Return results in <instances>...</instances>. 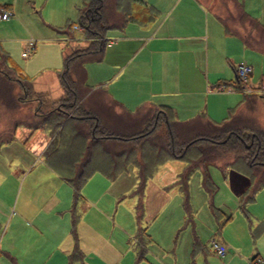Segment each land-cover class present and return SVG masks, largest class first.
<instances>
[{
	"label": "rangeland",
	"instance_id": "374dc122",
	"mask_svg": "<svg viewBox=\"0 0 264 264\" xmlns=\"http://www.w3.org/2000/svg\"><path fill=\"white\" fill-rule=\"evenodd\" d=\"M259 1L258 6H263L261 9H264V0ZM84 2L85 0H0V4L11 3L21 12V15H18L8 9L13 12L12 17L8 21L0 19V64L4 65H0L1 74H10L11 79L5 83L7 87L12 86L9 89L18 100L16 102L19 103V99H22L18 108L8 107L11 104L7 102L9 89L2 85L0 93L2 138L8 136V131H11L16 121L30 119L35 107L39 105L37 100L33 99V95L25 97L20 84L15 80L19 73L14 72L12 67H19L22 74L31 80L33 88L34 85H38L54 92L56 86L60 85L56 76L63 69L65 55L87 46L83 41L85 37L80 39L81 33L72 32L68 27L79 23L80 8ZM210 5L226 18L230 25L233 22L231 18H235L236 21H240L239 25L251 28L245 19H239V15L241 16L239 8L231 0H212ZM115 32V29L106 30L105 38L114 39ZM68 37L71 42H68ZM26 41L35 44V52L23 57ZM239 54V59H243L241 61L247 58L243 54V49ZM7 55L10 58L4 61L5 65L3 60ZM249 61L254 69L251 81L254 85L258 80L257 72L261 69L264 72V55L258 60L259 65ZM98 66L97 63L84 65L88 76L90 73L87 84L97 85V81H106L103 79L106 75L101 73ZM91 73L94 74V78ZM222 76L226 78L230 76V79L234 77L229 65ZM216 92L220 94L211 96L209 102L218 110V115H221L219 108L224 103L233 106L243 98L240 90ZM82 102L83 104L92 102L95 110L96 107L101 110L102 102L108 101H105L103 95L96 93L90 95L87 92ZM108 107L112 108L111 105ZM226 107L225 114L218 116L217 120L214 119L215 122L224 121V117L227 116ZM112 109L122 112L116 106ZM69 126V123L63 126V132H66ZM18 128L15 139L0 144V198L10 205L12 201L15 203L14 201L18 200L20 203L23 198L30 195L29 197L35 199L34 204L39 207L41 199L50 194L48 180L38 173L41 161L36 155L39 143L43 144L47 137L38 131L27 141L25 138L29 130L21 126ZM31 148L37 151L35 155ZM196 155V147L191 146L186 158H172L158 167L161 171L157 170L154 176L147 180L144 188L142 216L137 211L139 195L136 191L139 189V182L134 165L129 166L126 172L115 179H107L104 174L99 177L97 175L96 178H101L100 180L106 183L98 182L97 186L90 188L89 199L92 195L96 199L98 191L108 186L110 191L115 192L114 202L108 208L110 212L106 213L108 216L100 215V224L102 226L107 224L106 237L111 230L109 239L111 236L114 240H118L119 236L123 238V233L117 227L119 224L123 227L128 224L132 229L130 238L128 237L125 242L128 251L121 248V254L117 256L121 264L130 263L131 256L132 264H249L253 256L258 255L264 259V187L257 184L255 175L247 167L237 165L233 168L220 162L206 163L190 170L187 190L184 191L177 181L188 170L189 161L194 160ZM230 159L231 157H228L226 160ZM32 167L34 169L31 170ZM232 174L242 177L244 185L240 184L238 187L232 182ZM28 184L34 186L30 193L27 190ZM86 185L82 188V193L86 190ZM79 205L80 200L75 206V211L80 216L82 212ZM13 206L1 210L5 212L8 209L10 215L13 210L16 211ZM5 225L2 224L0 227V237L6 231ZM139 226L148 236L145 235V240L142 239V242L138 243L136 233ZM213 238L227 246L228 253L225 256L220 257L212 250ZM7 243L9 244L8 241ZM108 243H111V240ZM80 264L87 263L83 259Z\"/></svg>",
	"mask_w": 264,
	"mask_h": 264
},
{
	"label": "crops",
	"instance_id": "0c3cea01",
	"mask_svg": "<svg viewBox=\"0 0 264 264\" xmlns=\"http://www.w3.org/2000/svg\"><path fill=\"white\" fill-rule=\"evenodd\" d=\"M211 1L146 0L153 8L154 18L145 23L130 21L123 29H115L114 39H107L101 60L86 63H97L101 73L106 75L103 77L105 82L101 80L97 81V85L87 84L91 90L89 94L103 95L105 101L113 102L120 111L128 110L132 113L143 107L168 106L179 121H189L199 114H204L215 122L218 116L225 114L227 106L224 121L231 114L251 115L264 127L262 94H247L240 90L243 98L233 106L224 103L219 108L221 115H218V110L209 102L211 96L220 94L216 91L239 90L235 82L234 67L243 60L239 59L241 49L245 58L257 65L264 55V30L249 21L247 23L250 29L239 25L238 22H231L234 27L230 24L229 26L233 32L228 33L218 18L220 13L210 5ZM231 1L237 6V2ZM240 1L242 9L250 18L256 19L264 26V9H261L263 6H258L260 1ZM2 5H7L5 8L21 15L13 4H0ZM257 11L259 13L254 15ZM259 29L261 33L258 34ZM69 30L75 32L72 27ZM80 35L82 39L83 34ZM67 40L71 42L69 37ZM83 41L84 45H87L86 38ZM27 42L24 43V48ZM227 65L233 70L232 79L230 76H222ZM251 66L250 81L254 75L253 65ZM86 73L87 83L90 73L89 76L87 70ZM91 74L94 78V74ZM57 77L58 75L56 79L59 82ZM263 77L264 72L261 69L257 72L258 80L254 86H257ZM220 84L231 89L220 90ZM33 90L37 96L44 99V103H48V108L55 107L64 95L61 85L56 86L54 92L38 85H34ZM87 106L95 108L92 102H87ZM18 129L17 127L15 130L14 139ZM27 129V141L38 131L47 137L43 144L39 143L38 153L33 148L30 150L34 155L37 153L41 161L38 173L48 180L50 194L41 199L39 207L34 204L35 199L29 197L30 195L20 203L16 200L10 205L0 198V227L6 224V231L0 237V264H80L83 259L87 264H121L117 256L121 254V248L128 251L125 242L130 238L131 227L128 224L126 227L119 224L117 227L124 237L119 236L118 240H114L112 236L111 239L108 238L111 230L106 237L107 224L102 226L99 221L100 215L108 216L106 213L110 212L108 208L114 202L115 192L110 191L108 186L98 191L96 199L93 195L90 199L88 197L91 194L90 188L97 186L98 182L106 183L100 180L101 178H96L104 173L94 171L83 185H88L86 190L82 193L81 189V195L75 201L73 186L44 160L43 153L51 141L49 133L42 129ZM131 165L134 164H129L118 176L126 172ZM134 166L137 174L138 168ZM157 170L158 167L154 174ZM104 177L111 179L105 174ZM231 179L238 187L240 184L244 185L243 178L236 174H232ZM33 187L28 184L29 193ZM79 200L82 212L80 216L75 211ZM11 206L15 207L16 211L13 210L12 214L8 215ZM4 207H8L5 212L1 210ZM144 236L148 235L139 226L136 241L142 242ZM110 240L111 243H108ZM256 257L260 256L252 258ZM127 264H132V256Z\"/></svg>",
	"mask_w": 264,
	"mask_h": 264
},
{
	"label": "trees",
	"instance_id": "16d2710c",
	"mask_svg": "<svg viewBox=\"0 0 264 264\" xmlns=\"http://www.w3.org/2000/svg\"><path fill=\"white\" fill-rule=\"evenodd\" d=\"M233 1L237 2L240 11L239 19H245V22L249 21L264 30L262 24L250 18L242 9L240 0ZM154 16L153 8L146 5V0H85L80 8L78 24L83 27L87 46L65 55L63 69L58 74L64 90L63 97L57 106L48 108V103L35 94L31 80L13 64L17 69L12 67V70L19 73L15 80L23 94L25 97L33 95L39 105L30 119L16 121L8 136L2 138L1 133L0 144L13 140L19 126L32 131L46 130L51 141L43 153L44 160L73 186L75 201L94 171H101L114 179L129 164L136 165L139 181L137 209L140 216L143 215L142 199L146 181L157 167L169 159L186 158L191 146L196 147V158L189 161L188 170L177 181L184 191L187 190L190 170L206 163L220 162L233 168L237 165L247 167L255 175L257 184L264 187V127L251 115L231 114L221 123L211 121L204 114L189 121H179L168 106H149L134 113L128 110L118 113L112 109L115 106L113 102H102L101 110L83 104L85 94L91 91L86 83L84 65L89 61L101 60L107 44L105 31L123 29L130 21L145 23ZM218 18L226 31L232 33L229 21L221 15ZM231 20L240 22L235 18ZM9 58L5 56L3 62ZM1 72L0 68V93L2 85L5 89L12 87H7L5 83L11 79L10 74L2 75ZM8 96L7 102L11 103L7 104L8 107L16 109L21 105V97H18L19 103L16 102L18 100L10 89ZM110 105L112 108L109 109ZM68 123L70 126L63 132V126ZM228 157H231L229 161L226 160Z\"/></svg>",
	"mask_w": 264,
	"mask_h": 264
},
{
	"label": "built area",
	"instance_id": "2783aa9c",
	"mask_svg": "<svg viewBox=\"0 0 264 264\" xmlns=\"http://www.w3.org/2000/svg\"><path fill=\"white\" fill-rule=\"evenodd\" d=\"M13 15V12L9 11L7 8L0 7V19L9 20ZM73 31L83 33V27L80 24H74L72 26ZM35 44L32 41L27 42V46L22 52L23 57H28L32 55L35 51ZM235 79L238 84V89L247 94H262L264 95V77L260 80L257 86L252 85L250 77L252 74V66L247 61L239 62L235 67ZM220 90H229L230 87L220 85L218 87ZM211 248L216 255L223 257L226 255L228 248L221 243L216 238L211 241ZM249 264H264V259L260 257L252 258Z\"/></svg>",
	"mask_w": 264,
	"mask_h": 264
}]
</instances>
